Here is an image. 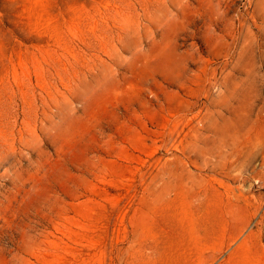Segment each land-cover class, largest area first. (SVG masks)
<instances>
[{"label": "rangeland", "instance_id": "rangeland-1", "mask_svg": "<svg viewBox=\"0 0 264 264\" xmlns=\"http://www.w3.org/2000/svg\"><path fill=\"white\" fill-rule=\"evenodd\" d=\"M0 264H264V0H0Z\"/></svg>", "mask_w": 264, "mask_h": 264}]
</instances>
